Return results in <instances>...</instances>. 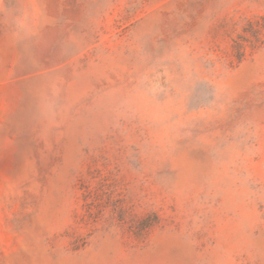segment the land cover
<instances>
[{"label": "rangeland", "instance_id": "rangeland-1", "mask_svg": "<svg viewBox=\"0 0 264 264\" xmlns=\"http://www.w3.org/2000/svg\"><path fill=\"white\" fill-rule=\"evenodd\" d=\"M0 264H264V0H0Z\"/></svg>", "mask_w": 264, "mask_h": 264}]
</instances>
